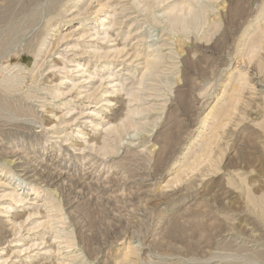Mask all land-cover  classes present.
<instances>
[{
  "label": "rangeland",
  "instance_id": "obj_1",
  "mask_svg": "<svg viewBox=\"0 0 264 264\" xmlns=\"http://www.w3.org/2000/svg\"><path fill=\"white\" fill-rule=\"evenodd\" d=\"M0 264H264V0H0Z\"/></svg>",
  "mask_w": 264,
  "mask_h": 264
},
{
  "label": "bare ground",
  "instance_id": "obj_2",
  "mask_svg": "<svg viewBox=\"0 0 264 264\" xmlns=\"http://www.w3.org/2000/svg\"><path fill=\"white\" fill-rule=\"evenodd\" d=\"M213 4V3H212ZM211 5V4H210ZM212 11V10H211ZM10 79H8V81H9ZM12 80V79H11ZM6 81V80H5ZM7 82V81H6ZM12 82V81H11ZM5 83V82H4ZM12 86V85H11ZM11 86H10V88H11ZM9 87V86H8ZM12 87H14V86H12ZM6 90V89H5ZM7 90H9V88L7 89ZM12 90V89H11ZM18 90H19V88H18ZM17 89H16V92L18 91ZM12 92V91H11ZM15 93V92H14ZM55 93H56V91H55ZM9 94V93H8ZM13 94V93H12ZM52 95H53V92H52ZM54 96V95H53ZM57 96V95H56ZM56 96H54V97H56ZM8 108V107H7ZM21 189V188H20ZM12 197V196H11Z\"/></svg>",
  "mask_w": 264,
  "mask_h": 264
}]
</instances>
